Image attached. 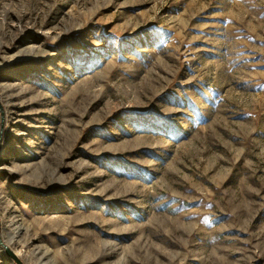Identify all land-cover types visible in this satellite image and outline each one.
<instances>
[{
    "label": "rangeland",
    "instance_id": "374dc122",
    "mask_svg": "<svg viewBox=\"0 0 264 264\" xmlns=\"http://www.w3.org/2000/svg\"><path fill=\"white\" fill-rule=\"evenodd\" d=\"M0 264H264V0H0Z\"/></svg>",
    "mask_w": 264,
    "mask_h": 264
}]
</instances>
